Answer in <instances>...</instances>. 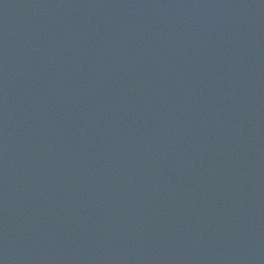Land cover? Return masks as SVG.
Here are the masks:
<instances>
[{"label":"water","instance_id":"water-1","mask_svg":"<svg viewBox=\"0 0 264 264\" xmlns=\"http://www.w3.org/2000/svg\"><path fill=\"white\" fill-rule=\"evenodd\" d=\"M0 264H264V0H0Z\"/></svg>","mask_w":264,"mask_h":264}]
</instances>
